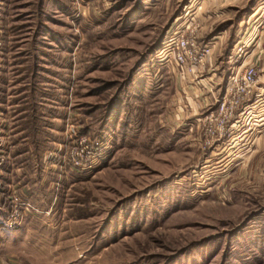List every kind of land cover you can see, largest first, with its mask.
<instances>
[{
  "label": "rangeland",
  "instance_id": "obj_1",
  "mask_svg": "<svg viewBox=\"0 0 264 264\" xmlns=\"http://www.w3.org/2000/svg\"><path fill=\"white\" fill-rule=\"evenodd\" d=\"M41 1L0 0V264H264V100L210 140L169 51L190 16L230 51L264 0Z\"/></svg>",
  "mask_w": 264,
  "mask_h": 264
},
{
  "label": "crops",
  "instance_id": "obj_2",
  "mask_svg": "<svg viewBox=\"0 0 264 264\" xmlns=\"http://www.w3.org/2000/svg\"><path fill=\"white\" fill-rule=\"evenodd\" d=\"M214 1H211V5H209L211 2H206L207 6L203 7V12L200 16L198 15L199 18L197 21L201 23L207 22L208 26H210V21H213V18H216L217 15L221 18L228 17L231 13L230 10L233 8L232 5L240 0ZM256 9L258 10H255L253 15H248L246 18L245 22L247 26L243 25L245 24L243 22L242 25L239 24L237 30L234 32L233 35L236 39L235 42H232L230 51L224 52L227 46L226 42L228 41H225L227 32L219 33L210 39L207 36L208 41L206 44L211 46V55L207 58L204 66L195 69L193 75L184 74V71L180 68L172 70L174 75L173 79H177L176 83L174 81L175 85L179 86V89H182L185 93L191 120H199L197 118L199 111L202 112L205 109L204 106L209 102L215 103L216 99L221 96L218 95L219 91L225 90L231 72L241 69L242 66H255L258 78L253 91L254 97L253 99L251 98L247 108L252 109L253 107L254 110V108L258 107V103L264 100V74H261L264 72V6H259ZM241 45H245L247 51L245 58L243 57V60L238 61L232 54L236 47ZM260 105L264 106V103ZM255 114L254 111L248 112L247 117H245L246 115H239L238 119L241 122L248 119L250 115L255 117ZM263 121L264 117L262 116L261 122ZM242 124L243 122L239 126H242ZM237 132H240V130ZM2 228L6 231L10 229L8 226L3 225Z\"/></svg>",
  "mask_w": 264,
  "mask_h": 264
},
{
  "label": "built area",
  "instance_id": "obj_3",
  "mask_svg": "<svg viewBox=\"0 0 264 264\" xmlns=\"http://www.w3.org/2000/svg\"><path fill=\"white\" fill-rule=\"evenodd\" d=\"M169 51L176 68L182 69L184 74L193 75L195 69L204 66L207 57L211 54V46L198 43L193 16L188 17L185 26L174 33ZM256 75L257 72L253 65H246L244 69L231 72L223 96L215 101V111L203 118L204 136L206 135L210 140L216 138V130L212 128L213 125L218 126L221 131L223 130L224 124L233 117L241 104L252 94ZM28 206L13 193L10 199L8 222L16 224L20 220L21 214L28 211Z\"/></svg>",
  "mask_w": 264,
  "mask_h": 264
},
{
  "label": "trees",
  "instance_id": "obj_4",
  "mask_svg": "<svg viewBox=\"0 0 264 264\" xmlns=\"http://www.w3.org/2000/svg\"><path fill=\"white\" fill-rule=\"evenodd\" d=\"M41 5H42V1L40 0L39 6H41ZM226 27H227L226 24L218 25V27L213 31V33L210 34L208 39H210L213 36H216L218 33L222 32V31L226 30Z\"/></svg>",
  "mask_w": 264,
  "mask_h": 264
}]
</instances>
